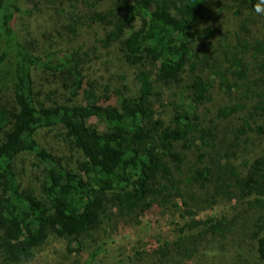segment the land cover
<instances>
[{
  "label": "trees",
  "instance_id": "1",
  "mask_svg": "<svg viewBox=\"0 0 264 264\" xmlns=\"http://www.w3.org/2000/svg\"><path fill=\"white\" fill-rule=\"evenodd\" d=\"M24 1L36 0H0V264L27 263L53 241H76L64 260L80 256L101 232L152 213L171 220L176 237H153L131 264H189L245 213L256 215L248 264H264V155L252 149L264 137V35L254 37L264 0H229L239 26L223 33L210 23L212 0H113L111 12L93 13L108 28L103 48L133 69V88L123 84L116 103L95 93L85 55L34 47L41 13ZM215 89L242 103L212 110ZM43 129H60L81 160L40 145ZM20 155L40 170L38 190L18 176ZM233 195L230 213L194 219Z\"/></svg>",
  "mask_w": 264,
  "mask_h": 264
},
{
  "label": "rangeland",
  "instance_id": "2",
  "mask_svg": "<svg viewBox=\"0 0 264 264\" xmlns=\"http://www.w3.org/2000/svg\"><path fill=\"white\" fill-rule=\"evenodd\" d=\"M26 9L36 8L40 10L39 27L34 28L35 38L32 42L34 47L40 50L47 51H75L85 55V65L87 69L86 79H90L97 93L102 99L109 97L111 103H116L119 96H122L123 84L133 88L132 67L125 64L115 48H103L101 40L104 39L105 33L108 31L107 25L89 20L93 13L97 12L100 15H106L112 11L114 7L113 0H36L34 4L25 2ZM35 6V7H34ZM212 15L210 23L223 31H236L239 26V20L233 15L235 9L229 0H212ZM35 9V10H36ZM262 19L264 20V3L260 8ZM257 29L254 32V37L264 35V28L259 18L257 21ZM251 62H253L251 60ZM254 75L259 77V72L255 71ZM44 84V83H43ZM53 86V84L51 83ZM43 92L45 96L48 91H51L50 84H45ZM212 110L223 106H234L242 103L239 100H230L222 96L215 89L212 92ZM244 111L235 114L231 120L226 121L231 124H236L238 120L244 117ZM168 119H166L167 122ZM225 122V123H226ZM88 124L95 128L98 132L104 131V127L95 120L88 121ZM37 140L40 145L52 150L57 155H62L68 160L71 165L75 161H80V156L73 151L66 143L64 134L60 129H43L38 132ZM252 147L253 154L257 156L264 155V137H257ZM17 174L20 178L26 180V184L38 190L41 179V172L36 167L35 161L28 155H20L15 160ZM232 203H221L214 209L201 213L194 217L195 220L207 222L208 219L215 217L220 212L230 213V207L236 200V196H232ZM245 211V208H241ZM240 222L235 226L228 224L232 229L231 236H227V240L220 244L214 242L207 248V244L203 243L202 249L195 255L192 262L189 264H248L254 259L252 253L254 241H251L250 229L247 224L249 220L256 217L251 213L240 214ZM133 226L125 227L118 230L116 233L112 230L101 232L100 239L96 238L97 246L93 250L84 252L80 256L73 254L67 260L62 258L67 255L66 248L69 246L75 248L76 241L66 244L62 241H53L47 248L37 253L31 261L24 264H131L129 257L134 255V249L144 246H152L153 237L162 235L166 237L177 228L170 225L171 220L161 217L158 213H152L147 217L143 216L137 220ZM179 227L183 226L182 220H177ZM247 229V230H246ZM162 231L165 233L162 234ZM175 236L170 239L174 241ZM196 230H192L186 235L193 239V234ZM192 234V235H191ZM172 235V234H171ZM83 240V237L77 242ZM224 245V250L220 246ZM94 251V253L92 252ZM94 254V255H91ZM133 261V260H132ZM138 261V260H137ZM136 262V261H135ZM137 264H150L147 261L138 262Z\"/></svg>",
  "mask_w": 264,
  "mask_h": 264
},
{
  "label": "clouds",
  "instance_id": "3",
  "mask_svg": "<svg viewBox=\"0 0 264 264\" xmlns=\"http://www.w3.org/2000/svg\"><path fill=\"white\" fill-rule=\"evenodd\" d=\"M259 11V10H258Z\"/></svg>",
  "mask_w": 264,
  "mask_h": 264
}]
</instances>
